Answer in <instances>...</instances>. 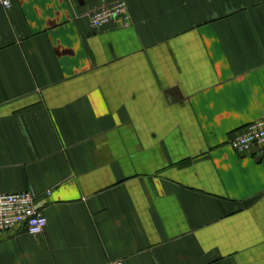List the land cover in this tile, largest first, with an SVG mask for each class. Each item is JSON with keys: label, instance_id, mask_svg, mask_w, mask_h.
Returning <instances> with one entry per match:
<instances>
[{"label": "crops", "instance_id": "obj_1", "mask_svg": "<svg viewBox=\"0 0 264 264\" xmlns=\"http://www.w3.org/2000/svg\"><path fill=\"white\" fill-rule=\"evenodd\" d=\"M0 0V193L41 234L0 264H264V152L228 140L264 112V0ZM47 192H50L47 195Z\"/></svg>", "mask_w": 264, "mask_h": 264}, {"label": "built area", "instance_id": "obj_2", "mask_svg": "<svg viewBox=\"0 0 264 264\" xmlns=\"http://www.w3.org/2000/svg\"><path fill=\"white\" fill-rule=\"evenodd\" d=\"M9 6V0H3ZM91 29L108 25L127 28L132 16L125 0H116L109 5L97 8L88 14ZM228 145L241 155H255L261 158L264 152V112L261 117L248 123L228 140ZM50 192H47L49 195ZM36 196L31 191L0 193V233L8 232L21 225L31 235L41 234L46 225V217L36 207ZM113 264H123L121 260Z\"/></svg>", "mask_w": 264, "mask_h": 264}, {"label": "water", "instance_id": "obj_3", "mask_svg": "<svg viewBox=\"0 0 264 264\" xmlns=\"http://www.w3.org/2000/svg\"><path fill=\"white\" fill-rule=\"evenodd\" d=\"M37 208H38V206H37Z\"/></svg>", "mask_w": 264, "mask_h": 264}]
</instances>
